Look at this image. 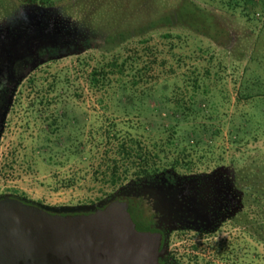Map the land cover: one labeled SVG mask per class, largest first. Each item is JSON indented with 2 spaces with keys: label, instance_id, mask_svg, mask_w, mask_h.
Listing matches in <instances>:
<instances>
[{
  "label": "trees",
  "instance_id": "1",
  "mask_svg": "<svg viewBox=\"0 0 264 264\" xmlns=\"http://www.w3.org/2000/svg\"><path fill=\"white\" fill-rule=\"evenodd\" d=\"M203 1L212 2L218 11L204 7ZM182 3L176 12L164 14L147 29L153 32L159 26L183 27L196 39L207 42L206 51L200 43L197 45L196 51L201 53H209L213 44L226 46L232 34L227 19L234 18L251 27L261 23L257 38L264 35V0ZM37 9L48 12L45 24L39 23L34 30L14 25L20 13ZM151 11L146 10L145 14L150 16ZM75 13L57 8L52 0H16L14 8L8 0H0V68L6 62L23 58L29 62L3 109L0 138L27 81L63 58L99 51L102 59H96L92 70L83 76L86 75L92 92L105 96L100 101L103 109H109V103H105L108 99L123 121L91 124L86 112L71 106L75 94L70 92L76 77L64 82L61 79V94L53 89V98H49V91L43 93L45 85L35 83L29 87L26 112H34L33 118L39 121L44 116L38 107H49L52 100L61 106L43 122L46 124L41 126L37 139L40 147L34 154L37 151L49 166L61 167V174L67 176L61 181L63 188L100 192L104 198L100 203L161 180L202 183L209 188V199L201 212L212 222L211 228L207 233L179 229L172 234L171 245L191 239L188 233L213 235L230 223L243 226V233L250 235L257 245H213L208 248L210 258L194 260L173 251L171 261L264 264V254L259 251L264 247V163L248 158L245 150L251 140L258 142L260 134L264 135V123L256 112L264 109V52L258 57L252 50L246 56L247 64L232 99L228 91L211 85L220 75L212 73L210 67H202L195 52L190 57L176 55L175 50L184 44L181 35L167 33L161 36V46L150 45L152 39L140 38L145 33L142 28L113 29L112 25H120L112 20L103 29ZM224 14L227 18L222 20ZM35 19L33 16L34 24ZM9 24L14 25V31L4 29ZM87 67V62L80 64V70ZM159 82L166 89L161 90ZM168 84L176 85L171 93ZM14 199L28 203L21 197ZM133 201L130 200L129 213L137 230L149 231L154 224V211L146 216ZM207 212L210 214L206 215ZM194 249L197 251L198 247Z\"/></svg>",
  "mask_w": 264,
  "mask_h": 264
},
{
  "label": "rangeland",
  "instance_id": "2",
  "mask_svg": "<svg viewBox=\"0 0 264 264\" xmlns=\"http://www.w3.org/2000/svg\"><path fill=\"white\" fill-rule=\"evenodd\" d=\"M8 1L9 6L14 8L16 0ZM156 1L52 0V3L63 11L65 9H68L71 13L76 11L75 15L79 13L82 17H86L87 23L99 24L103 29H107V25H111L107 24L109 23L108 21L111 23L112 20L117 25H120L116 27L112 25L113 29H118L119 27L123 29L142 28L145 33L140 38L142 40L152 39L150 45L161 46V36L167 33L181 35L184 44L180 49L175 50L176 55L187 54L190 57L191 53L195 52V57H199L202 61V67H210L212 73L220 75L215 84L211 85H215L219 90L228 91L233 95V99L234 93L239 87L238 79L247 64L245 63L246 56L249 57V53L252 50L258 57L261 56V51L264 52V35L257 38V32L263 25L260 23L257 27H251L246 22L244 23L234 18L231 20L227 19L225 22L230 25L232 34L226 46L219 47L213 44V46H210L209 53H201L196 51L197 45L200 43L203 50L206 51L209 49L207 42L196 39L183 27L159 26L153 32L149 28L147 29L150 26L149 24L158 22V19L164 14L176 12L183 4V0H158V4H156ZM203 3L207 9L218 11L216 10L217 6L213 5L212 2L203 1ZM145 9L147 12L152 10L151 13H153L150 16L146 15ZM222 17V20L227 18L225 14ZM136 41H139V39ZM97 52L99 51H88L51 63L35 74L30 79L31 81H27L20 90V100H18L20 105L19 102L18 105L16 104L17 106L9 117L0 143V198L21 197L31 205L51 208H77L80 206H92V204L96 206L104 199L100 192H92L77 187L63 188L64 183L61 181L67 179V176L65 173L61 174V167L49 166L44 163L37 151L34 154L36 148L40 147L39 143L37 144V139L39 138L41 126L46 124L43 122L50 114L57 112L58 105L61 106V104H57L52 100L51 106L47 107V104H45V106L38 107V111L43 112L42 116H44L39 121L33 118L32 114L34 112L31 110L26 112L27 105L30 102L28 96L30 94V86L35 83L42 86L45 85L43 93L46 94L49 91V98H53L55 97V93L52 92L53 89L56 90V93L60 92L61 94V79L64 82L68 78H77L76 84L70 92V95L75 94L74 101H71V106L75 105L77 110L86 112L91 124L105 123L106 120L123 121V116L114 112V104L108 99H106L105 103H109V109L107 111L103 109L100 101L105 96L92 92L86 82V75L83 76L86 71L92 70L96 59H102ZM86 62L89 63V67L80 70V64ZM159 83L160 89H166L163 82ZM168 86V89H170L169 93H171L176 85L168 84ZM256 112L261 117L259 121L264 123V109H258ZM27 119L31 122L27 123ZM245 150L248 152V158L261 160L264 163V135L260 134L258 142L251 140ZM214 166L215 164L211 167ZM205 169L207 167H204ZM134 203L136 205L139 204L144 215L149 216L152 214L151 205L144 200H137ZM243 231V226L230 223L213 235L201 236L188 233L187 235L191 239L180 242L175 241L172 244V250L178 254L193 257L194 260L196 257L198 259H207L209 257L207 253L211 251L208 248L210 249L209 246L213 245H257L251 236L244 234ZM195 246L198 247L197 251L194 249ZM205 249H207L206 252ZM259 251L264 254V247H260Z\"/></svg>",
  "mask_w": 264,
  "mask_h": 264
},
{
  "label": "water",
  "instance_id": "3",
  "mask_svg": "<svg viewBox=\"0 0 264 264\" xmlns=\"http://www.w3.org/2000/svg\"><path fill=\"white\" fill-rule=\"evenodd\" d=\"M166 253L160 234L137 230L127 202L51 208L0 198V264H160Z\"/></svg>",
  "mask_w": 264,
  "mask_h": 264
},
{
  "label": "flooded vegetation",
  "instance_id": "4",
  "mask_svg": "<svg viewBox=\"0 0 264 264\" xmlns=\"http://www.w3.org/2000/svg\"><path fill=\"white\" fill-rule=\"evenodd\" d=\"M38 10V9H37ZM31 12H22L15 19L14 25L28 26L34 30L36 25L45 24L44 20L48 19V12L41 10ZM36 16V23H33L32 17ZM14 25H7L4 29L9 32L14 31ZM42 26V25H40ZM38 53L35 52V60L37 61ZM24 58L16 62H6L0 68V131L2 126L3 109L7 105L8 99L11 96L13 89L16 87L21 74L26 65H28ZM1 143V138H0ZM209 188L202 183H192L183 181H169L161 180L152 185H145L140 187L136 195H119L116 199L105 203L108 204L120 201L130 203V200H144L151 205L154 211V224L149 231L154 234H160L162 240L167 247L168 254L161 260L160 264H174L171 260L172 246L171 236L179 229L194 230L197 233H207L210 230L212 222L205 217L204 212H201L203 207H206L208 201L207 191ZM209 206V204H208ZM150 207V206H149ZM200 209V211H199ZM210 214L209 212L206 213ZM141 232V231H140Z\"/></svg>",
  "mask_w": 264,
  "mask_h": 264
}]
</instances>
